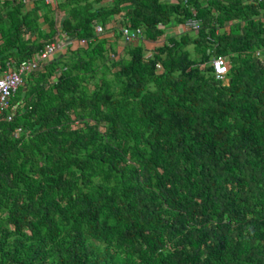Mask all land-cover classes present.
<instances>
[{
    "label": "trees",
    "instance_id": "1",
    "mask_svg": "<svg viewBox=\"0 0 264 264\" xmlns=\"http://www.w3.org/2000/svg\"><path fill=\"white\" fill-rule=\"evenodd\" d=\"M29 1L0 0V74L86 43L26 73L0 118V264H264V0ZM125 4L147 41L202 23L116 58L121 28H95Z\"/></svg>",
    "mask_w": 264,
    "mask_h": 264
},
{
    "label": "built area",
    "instance_id": "2",
    "mask_svg": "<svg viewBox=\"0 0 264 264\" xmlns=\"http://www.w3.org/2000/svg\"><path fill=\"white\" fill-rule=\"evenodd\" d=\"M29 1V0H24ZM51 1V0H47ZM202 20L198 17H189L185 20V26L191 30H198L201 26ZM143 27H130L123 25L121 31L124 39L127 42H134L141 39L143 34ZM104 32V26L101 24L96 25L95 33L101 34ZM211 44H214V39L211 36L207 37ZM80 41L85 44V40ZM66 40L57 36L54 41L47 44L43 49L39 50L32 58L22 61L20 65L13 66L9 70L0 74V118L11 109V96L15 93L18 87L23 83L24 75L32 70L40 67L41 64L47 62L56 52L62 51L65 48ZM216 45H212L213 57L210 60V65L213 67L214 75L217 80H225L229 71L230 63L228 58L223 54H215ZM258 55L261 52H257ZM160 67L159 64H157ZM12 112L6 115V118L10 120L12 118ZM21 127L17 128L16 134L21 132Z\"/></svg>",
    "mask_w": 264,
    "mask_h": 264
},
{
    "label": "crops",
    "instance_id": "3",
    "mask_svg": "<svg viewBox=\"0 0 264 264\" xmlns=\"http://www.w3.org/2000/svg\"><path fill=\"white\" fill-rule=\"evenodd\" d=\"M109 1H111V0H109ZM242 1L244 3H248V2H251L252 0H242ZM33 5H34V3L32 1H28V7L31 8V7H33ZM128 7H129V5L128 4H125L123 6V9L121 10V12L118 15L112 16L110 18V21L104 27V30H105V28H107L108 31L109 30H112L113 28H115L112 32L109 33V36H112V38L114 36H116V34L118 33L117 31L123 25H125L124 23H122V25H120V23H121V20L123 21L124 16H125V13H126V10H127ZM67 15L68 14L65 13V12H63V11H59L57 13V16H56V25H57L58 28H61L62 21H63V19L65 17H67ZM255 17L258 18L259 20H261L262 22H264V9H260L259 14H257ZM239 25L242 26L243 25V22H238V20L229 21V22L226 23V26L217 29L216 32L217 33H222L223 31H227V30L230 31V30H232L234 28H237V27H238V30H239ZM164 28H165L164 35L161 38H159L158 40H156V41H147V40L139 39V40H142V42L144 43V46L148 50V54H151L153 52L154 48L156 46L160 45L161 43H163L167 38H169L171 36L178 35V34H180L184 30H190V29H188L185 26V23H177L176 20H174V19L171 20L168 24H166L164 26ZM59 37L62 38V39H65L66 42H67L66 45H65V48L62 51H59V52L67 51V48L68 47L69 48L70 47L71 48H74L79 43H81V42L73 39L72 37L66 36L65 34L59 35ZM128 43H130V42H127L124 39V37L120 38L119 41H118V43H117V52L119 54H123L124 53L125 45H127ZM258 52H262V54H263V51H258ZM259 56H262V55L260 54Z\"/></svg>",
    "mask_w": 264,
    "mask_h": 264
},
{
    "label": "rangeland",
    "instance_id": "4",
    "mask_svg": "<svg viewBox=\"0 0 264 264\" xmlns=\"http://www.w3.org/2000/svg\"><path fill=\"white\" fill-rule=\"evenodd\" d=\"M190 30H191V29H190ZM105 31H107V29H105L104 32H105ZM104 32H103V33H104ZM128 44H129V43H128ZM191 48H192V46H191ZM120 55H121V54H117V55H116V58H118ZM207 64H210V63H207Z\"/></svg>",
    "mask_w": 264,
    "mask_h": 264
}]
</instances>
